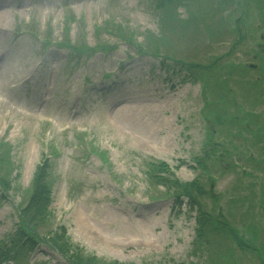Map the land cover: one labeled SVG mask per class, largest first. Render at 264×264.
Instances as JSON below:
<instances>
[{
  "label": "rangeland",
  "instance_id": "rangeland-1",
  "mask_svg": "<svg viewBox=\"0 0 264 264\" xmlns=\"http://www.w3.org/2000/svg\"><path fill=\"white\" fill-rule=\"evenodd\" d=\"M188 1L165 25L157 0H0V94L38 116L0 105V140L13 147L11 171L0 167L11 183L0 243L27 221L20 205L47 144L51 154L59 147L46 222L26 229L37 246L4 264H264V4ZM116 17L123 30L106 23ZM69 43L86 54L61 45ZM183 62L208 67L199 70L205 92ZM104 67L116 74L103 79ZM47 116L59 128L44 125ZM64 124L74 129L62 133ZM82 126L93 129L85 142L75 136ZM92 142L111 151L108 168L89 153ZM155 155L174 168L167 186L149 177ZM194 181L199 191L188 195L183 188Z\"/></svg>",
  "mask_w": 264,
  "mask_h": 264
},
{
  "label": "trees",
  "instance_id": "trees-1",
  "mask_svg": "<svg viewBox=\"0 0 264 264\" xmlns=\"http://www.w3.org/2000/svg\"><path fill=\"white\" fill-rule=\"evenodd\" d=\"M187 1L188 0H186V1L185 0H157L158 8L156 11H157V13H159V20L163 24L169 23L170 21H179L178 14L176 13L177 9L180 7L182 2H187ZM222 1L223 0L218 2L219 6L223 5ZM257 2L259 3V5L264 4V0H257ZM233 3H234V1H233ZM217 5H216V8H218ZM261 10L264 12V9L261 8ZM191 23H192V21H190L188 19L184 22L185 26H189ZM199 26H201V24L198 25V28H199ZM189 27H191V26H189ZM125 40L127 42L131 41L130 39H125ZM151 41L155 45L156 50L161 48V44H158V41H156L155 39H151ZM173 60L176 61L175 59H173ZM198 67H199V65H189L187 67V70H189L190 75L196 79H197V77L200 76ZM231 75L233 76V74H231ZM5 165L8 166L9 170L11 171L12 162L9 158V152L6 149L5 145L0 144V167L5 166ZM49 168H50L49 164H46V166H43V167L38 169L37 173L35 174L31 189L27 193V195H28L27 199H25V203H23L21 205V206H24V207H21L22 212H24V214H25V211L27 212V216L25 214V216L27 217V221L25 220L26 226L31 231L33 230V228L38 230V228L34 225V223H36V224L44 223L45 224V222H46V218H47L46 217L47 216L46 209H47V206L49 205L50 200H51V198H50L51 188H50V185L48 182ZM152 172H153V173H151L152 180H156L155 181L156 183H163L164 186H167L166 185V182L168 180V178H166L167 176L174 179L173 175H170L167 171L159 170L158 168L153 169ZM8 174H9V172H0V185L3 187V189L9 191L11 183L8 179ZM195 188H197V184L194 181V183L192 182V183L188 184L183 189L188 190L185 192H188V195H190L191 194L190 191L192 189L195 190L196 192L199 191L198 188H197V190ZM199 224H200V227H198V228L200 230L204 231V233L209 231V230H207L208 225L205 224V221L203 222L201 220ZM24 233H26L25 235L30 237V235L27 233L26 230H24ZM199 237L201 238V235ZM203 239H207V238L203 237ZM49 240H51L52 243L60 251L67 253L68 248L64 245H68V244L67 243H60V237L59 236H56V234H53V236L50 237ZM75 259H76V261H78L80 263L83 262L82 258L79 256H75ZM76 264H78V263L76 262Z\"/></svg>",
  "mask_w": 264,
  "mask_h": 264
},
{
  "label": "water",
  "instance_id": "water-1",
  "mask_svg": "<svg viewBox=\"0 0 264 264\" xmlns=\"http://www.w3.org/2000/svg\"><path fill=\"white\" fill-rule=\"evenodd\" d=\"M252 67H255L254 65H252Z\"/></svg>",
  "mask_w": 264,
  "mask_h": 264
}]
</instances>
